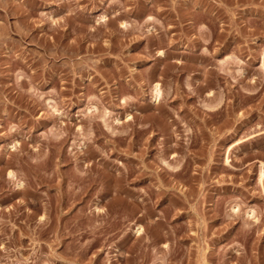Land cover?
<instances>
[{
	"label": "rangeland",
	"instance_id": "rangeland-1",
	"mask_svg": "<svg viewBox=\"0 0 264 264\" xmlns=\"http://www.w3.org/2000/svg\"><path fill=\"white\" fill-rule=\"evenodd\" d=\"M262 166L264 0H0V264H264Z\"/></svg>",
	"mask_w": 264,
	"mask_h": 264
},
{
	"label": "bare ground",
	"instance_id": "bare-ground-1",
	"mask_svg": "<svg viewBox=\"0 0 264 264\" xmlns=\"http://www.w3.org/2000/svg\"><path fill=\"white\" fill-rule=\"evenodd\" d=\"M163 54V53H162ZM163 56V55H162ZM155 87L156 88H154L155 90H154V92L156 93H154L155 94V101L154 102H157V103H160V101H161V99L163 98V94H162V92H161V89L159 88L160 86H159V84H157V85H155ZM129 116V115H128ZM132 118V117H131ZM130 118V119H131ZM129 119V118H128ZM119 120V119H118ZM117 121V120H116ZM118 122H120V121H118ZM227 163H229V159H227ZM12 172V171H11ZM261 172V174H260V181H264V166H262V170L260 171ZM11 174V173H10ZM10 177L11 176H13V175H9ZM21 183H19V185H20ZM20 187H21V185H20ZM237 208V207H236ZM236 208H234L235 209V212H236ZM141 231H142V228H141V226H138V229L135 231V232H137V234H140L141 233Z\"/></svg>",
	"mask_w": 264,
	"mask_h": 264
}]
</instances>
